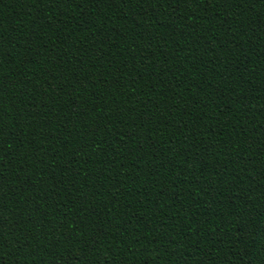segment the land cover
<instances>
[{"label": "trees", "instance_id": "1", "mask_svg": "<svg viewBox=\"0 0 264 264\" xmlns=\"http://www.w3.org/2000/svg\"><path fill=\"white\" fill-rule=\"evenodd\" d=\"M0 77V264H264V0H0Z\"/></svg>", "mask_w": 264, "mask_h": 264}, {"label": "snow or ice", "instance_id": "2", "mask_svg": "<svg viewBox=\"0 0 264 264\" xmlns=\"http://www.w3.org/2000/svg\"><path fill=\"white\" fill-rule=\"evenodd\" d=\"M229 2V0H225V4L227 5V3ZM232 2L234 3V5H244L245 3L247 4H253V3H259V0H232ZM239 27H243V23L239 24ZM233 43L236 42L235 40L232 41ZM8 81L3 78L0 77V92H2L5 87L7 86ZM131 135H135V132H130ZM123 135V134H121Z\"/></svg>", "mask_w": 264, "mask_h": 264}]
</instances>
